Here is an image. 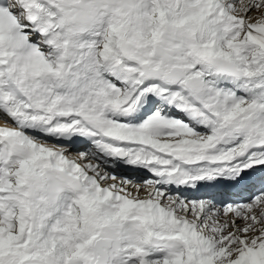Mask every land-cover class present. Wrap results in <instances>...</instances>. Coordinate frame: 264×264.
Segmentation results:
<instances>
[{"label": "snow or ice", "instance_id": "1", "mask_svg": "<svg viewBox=\"0 0 264 264\" xmlns=\"http://www.w3.org/2000/svg\"><path fill=\"white\" fill-rule=\"evenodd\" d=\"M0 264H264V0H0Z\"/></svg>", "mask_w": 264, "mask_h": 264}]
</instances>
